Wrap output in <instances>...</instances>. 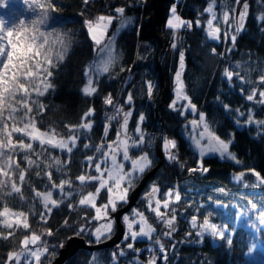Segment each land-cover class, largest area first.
Wrapping results in <instances>:
<instances>
[{"label":"trees","instance_id":"16d2710c","mask_svg":"<svg viewBox=\"0 0 264 264\" xmlns=\"http://www.w3.org/2000/svg\"><path fill=\"white\" fill-rule=\"evenodd\" d=\"M210 1L179 0L175 4L176 12L181 20L191 22L192 26L173 32L166 25L173 0H163L160 7L161 0H88L87 3L85 0H54L57 11L51 14L44 28L48 31L55 29L66 36L70 44L64 60L58 61L56 67L51 69L50 82L54 87L42 97L32 94L33 99L38 101L34 105V115L42 131L54 129L65 138L74 134L68 126L79 125L89 108L94 111L86 119H91L93 124L90 130L80 131L71 154L59 149H46L40 157L43 164L39 168L33 166L29 169L23 155L16 156L20 167L26 169L23 184L19 181L18 171L15 175L25 199L20 200L19 195H14L8 203L16 211L28 213L30 230L19 228L10 239H0V261L6 264L7 253L19 251L20 241L31 231L37 234L47 230L52 232L51 236L42 235L49 250L42 256L41 264H50L72 236H82L89 243L97 242L91 233L99 226V221L92 219L94 209L78 205L81 194L76 191L80 187L76 177L88 173L95 175L94 164L90 168L86 157H94L99 145L100 156L116 137L115 128L108 130L106 135L104 131V113L106 108L110 109L105 106L104 99L111 94L113 101L120 98L125 112L132 113L128 120V134L134 136V140L139 139L135 131L138 123L144 134V143L129 149L130 157L147 153L152 161L151 166L135 178L131 190L157 163V140L164 151V163L147 181L135 206L128 211L130 213L137 209L143 213L155 229L154 237L153 240L133 242L130 238H123L116 246L93 251L79 249L64 264H148L151 260L149 249L160 251V245L155 243L156 238L165 250L163 253L160 251V258L155 260V264H264V221L260 218L264 214V124L259 123L264 121V103L260 102L259 97V92L264 91V81L259 79L264 75V20L260 19L264 14V0H240L239 3L236 0H216L215 22L220 28L216 40L208 37L206 31L209 13L205 9ZM245 2L248 10L244 26L239 33H234L236 39L233 42L230 34L224 32L227 22L222 20L221 6L227 7L230 16L234 3L238 10ZM117 7H123V17L132 16V20L117 36L118 60L109 72L95 78L92 86L97 88V92L86 96L82 91L88 80L85 73L98 50L88 35L84 21L95 20L101 15L119 17L115 12ZM153 12L154 31L164 42L160 57L163 45L151 29ZM0 17L11 26L13 22L18 24L21 18H34V14L24 0H7V6L0 7ZM119 24L120 19H114L106 37L111 36ZM174 43L176 47H173ZM181 52L184 53L181 79L196 111L185 110L182 105L175 109L169 107L174 100V77L180 70ZM225 69L233 72L231 78L225 75ZM148 82L153 85L151 95L148 93ZM254 90L256 95L249 101L247 96L253 94ZM129 93L132 94V101L126 103ZM39 105L44 106L43 111L39 110ZM225 105L228 107L225 108ZM157 110L162 113V121L157 117ZM199 113H204L206 122L216 135L225 142L231 141L229 150L235 155V160L216 154L199 155L190 139L191 129L187 125L188 121L199 117ZM141 114L144 117L142 121ZM249 115L253 117L252 123L247 122ZM122 122L121 113L117 125L120 126ZM165 138L176 142V147L170 150L175 160L165 154ZM85 144L89 147L85 148ZM35 150L41 151L38 144ZM50 157L61 160L60 171L43 166L52 162ZM32 158L36 159L35 155ZM252 170L259 172L262 179L257 180ZM47 171L52 172V179L57 184L62 179L72 180V187L65 186V192L71 191L73 194L46 214V219H41L40 213L45 209L35 198L33 188L38 191L50 188V182L44 175ZM37 172L41 175L37 176ZM240 173L244 175L236 179ZM154 184L160 190L157 197L161 201L170 196L169 190L175 189L180 195L178 201L174 198L171 203V211L175 210L177 219L176 232L170 237L164 235L167 229L150 210L145 197ZM95 186L96 182L86 185L82 194L94 192ZM52 191L54 199L61 198L62 194L56 189ZM106 200L107 192L102 190L97 204H103ZM68 204L73 207L69 208ZM123 204L119 203L118 207ZM193 216L197 217V223L205 218L215 222L224 239L216 241L205 236L200 242L194 241L197 238L196 229L191 227ZM81 226H85L82 232ZM0 230L5 234L8 231L2 226ZM114 230L115 226L109 237ZM105 239L101 238L100 241ZM128 243L133 244L132 249L127 248Z\"/></svg>","mask_w":264,"mask_h":264},{"label":"snow or ice","instance_id":"6c2138e0","mask_svg":"<svg viewBox=\"0 0 264 264\" xmlns=\"http://www.w3.org/2000/svg\"><path fill=\"white\" fill-rule=\"evenodd\" d=\"M88 0H85L87 3ZM237 3L240 0H236ZM24 3L28 5L30 11L33 12L34 18L24 19L21 18L19 23H12L8 26V22L0 17V226L3 229H7L5 234L0 230V239L8 240L14 236L16 229L23 228L24 230H30L29 215L24 211H16L13 207L9 206V199L14 195H19L20 200H24L25 197L22 194V188L17 184L15 175L18 171L19 181L23 184L26 181V169L20 167V161L16 159L18 154L23 155L24 161L27 162V167L31 169L33 166L39 168L43 161L40 157L44 155L45 150L48 148L59 149L71 154L73 149L77 145L79 134L81 130L88 131L92 128V120L86 119L90 117L94 109L89 108L84 113V117L81 118L79 125H69V131L74 133L68 135L66 138L55 132L54 129L41 131V127L38 126L37 117L34 115L36 109L34 105L38 104V101L33 99L32 94L35 93L36 97H42L49 89H52L54 85L50 82L52 77L51 69H54L58 61H63L66 53L69 49L70 41L66 36L60 34L55 29L48 31L44 28L51 14L57 11L54 0H24ZM215 0H213V4ZM213 4L205 9L210 13L212 19L207 21V35L212 39L219 38V28L213 27V21L216 19V13L213 10ZM7 0H0V7H6ZM248 4L245 2L243 10L239 13L237 21L238 26L235 27V32L239 33L245 22V16L247 14ZM233 11H235L233 9ZM115 12L119 14V17L112 15L98 16L95 20H85L84 24L87 28L88 35L97 46L99 53H104L101 59L94 63L89 69L86 70V76L88 77L87 84L83 87V93L86 96H91L97 92V88L93 87L92 73H107L110 71L111 66L114 63V43L115 38H109L105 42V36L109 26L114 19H120V28L125 27L131 22V18H124L123 14L125 9L123 7H117ZM223 19L225 22L229 20L228 11L223 13ZM264 20V14L260 17ZM199 24V21L196 22ZM187 24L191 28V22H186L177 16L175 11V5L172 7V13L167 21V26L173 30L180 29L182 25ZM119 31V29L117 30ZM227 38V37H226ZM233 42L236 36L231 37ZM173 47H176L175 43ZM213 51H215L213 49ZM184 68V53L180 54V70L176 73V99L173 100L169 107H176L180 100L188 101L184 107H191L192 111H196V106L191 103L189 97L185 93V86L181 79V74ZM225 75L228 78L233 76V72L225 69ZM264 81V75L259 78ZM153 85L148 82V93L151 95ZM256 91L253 94L248 95L249 101L254 99ZM260 102L264 103V91L259 92ZM132 94L129 93L126 103H131ZM104 103L107 105H114V101L109 94ZM43 105H39L40 111H43ZM228 106L225 105V108ZM123 114V122L120 125V129L117 131V138L112 143L107 145L109 151H105L99 160H93V157L88 156L86 160L89 167L94 164L96 175L81 174L76 177L79 181L80 187L76 189L80 193V199L78 201L79 206L89 207L94 209L95 216L92 217L95 221L107 220L106 223H101L91 233L95 236L97 242L101 238H108L113 228V220L110 218V211L116 212L117 206L120 202L127 203L128 193L132 187H134V180L142 174L147 168L151 166L152 161L149 159L147 153L132 160V167L128 171L124 170V164L118 162L117 155L122 152L123 159L128 160L129 149L138 147L144 143V134L139 126L136 127V133L139 134L138 140H133L128 135L127 127L129 117L132 115L131 111L125 112L122 106L115 105V113L108 116V121L116 119L120 114ZM183 115V112H181ZM243 115V113H241ZM144 119L143 114L140 116V121ZM248 123L253 122V117L248 116ZM264 124V121L259 122ZM194 126V134L191 137L194 147L199 151L201 157L209 153L219 154L221 157H228L235 160L236 157L229 151V145L231 141L225 142L215 131L210 128V125L205 120L204 113H199V121H191ZM202 126L203 131L199 132V136L195 134V128ZM110 125L106 123L104 125L105 135L108 132ZM27 140V142H26ZM206 141V143H203ZM38 144L41 151L36 152L35 145ZM85 148L89 145L85 144ZM176 147L174 140L164 139L165 154L171 160H175L176 157L172 155L171 149ZM97 152L100 151V146L96 148ZM35 155L36 159H33ZM51 163L44 164L45 168H56L60 171L61 160L58 157H50ZM240 163V161H236ZM66 163V162H65ZM207 171V169H203ZM253 174L257 180H261L259 172ZM41 173L37 172V176ZM50 182V188L45 191H38L33 188L35 198H38L43 205L45 212L40 213L41 219H46V214H50L54 208L60 206L63 200L69 196H72V192H65V186L72 187V180L62 179L59 184L55 183L52 179V172L47 171L44 173ZM244 173H240L236 176V179H240ZM96 182L95 191H88L83 193V189L86 185ZM53 189H59L62 194L60 199L53 198ZM102 190L107 192L106 203L98 206L97 199L100 197ZM159 188L154 184L149 193H146V197L149 201L150 210L154 211L156 217L164 224L167 231L164 232L165 236H171L176 232V214L175 210H172V214L167 217L166 213L160 211L161 206L165 209H169L170 200L155 199L156 194L159 192ZM171 195V190L169 194ZM153 199H155V207H152ZM179 193L175 194V200H179ZM69 208H72V204H68ZM138 217V219H137ZM261 220L264 221V214L261 215ZM123 221L126 225L125 239L129 236L132 240L144 236L151 239L152 233L155 229L147 223V220L143 213L137 212L133 209L132 219L128 215L123 217ZM139 224V231L133 230L134 224ZM191 227L193 229L199 228L197 235H201L204 232H211L213 235L218 233L217 225L210 223L207 218L204 219L202 224L197 223V217L191 218ZM85 226H81L80 231H84ZM42 235L51 236V230H47L45 233L37 234L35 231H31L30 235H24L20 241V251H9L7 253L8 261L15 260L17 264L21 261L22 257H25V264L31 261L33 258L35 264H41V258L48 252V245L46 241L42 240ZM156 243L160 245V251L163 253L165 248L157 239ZM35 246V247H30ZM128 249L133 248L132 243L127 244ZM136 251H139L138 249ZM123 255V252L120 253ZM116 256L113 254V259ZM0 264H5L4 261H0ZM148 264H155V256L149 260Z\"/></svg>","mask_w":264,"mask_h":264},{"label":"rangeland","instance_id":"374dc122","mask_svg":"<svg viewBox=\"0 0 264 264\" xmlns=\"http://www.w3.org/2000/svg\"><path fill=\"white\" fill-rule=\"evenodd\" d=\"M209 4H213V0H211L210 1V3ZM217 5V2H216V0H215V3L213 4V10L215 11V13H217V10H216V6ZM243 5L244 4H242L241 5V7L237 10L236 8V6H235V3H234V5L231 7L232 8V11H233V9L235 10V11H233L232 12V14H230V16H229V20H228V22H227V26H226V28H225V30L226 31H224L225 33L226 32H228L229 34H230V36L232 37L233 35H234V33H236L235 32V27L236 26H238V24H237V21H238V18H239V13L243 10ZM209 6V5H208ZM207 6V7H208ZM222 8H221V16H222V20H224L223 19V13L225 12V11H228V9H227V7H224V6H221ZM228 14H229V12H228ZM247 15V14H246ZM103 16H107V15H103ZM131 18V20H132V16H127L126 18ZM245 18H246V16H245ZM209 19H212V16H211V14L209 13V17H208V19H207V21L209 20ZM129 24V23H128ZM127 24V25H128ZM126 25V26H127ZM111 26V25H110ZM110 26H109V28H110ZM125 26V27H126ZM125 27H123V28H120V24H119V26H118V28L114 31V33L111 35V36H109V37H106L107 38V40L109 39V38H112L113 36H114V38H115V43H114V46H113V48H114V55H115V60H114V62L115 61H117L118 60V54H117V50H116V39H117V36L119 35V33L125 28ZM213 27H215V28H219V26L216 24V22H215V20L213 21ZM109 28H108V30H109ZM119 29V31H117ZM220 29V28H219ZM208 29H207V24H206V31H207ZM108 32V31H107ZM107 34V33H106ZM105 38V39H106ZM216 40V39H215ZM106 41V40H105ZM104 55V53H99L98 51H97V53H96V57H95V59H94V61L88 66V69L91 67V66H93L94 65V63H96V62H98L100 59H101V57ZM112 67V66H111ZM100 74H103V73H96V72H93L92 73V76H93V80H95V78L98 76V75H100ZM174 87L176 88V75H175V77H174ZM175 88H174V99H176V93H175ZM188 104V101H186V100H180L178 103H177V105H176V107L175 108H178L180 105H182L183 107H184V105H187ZM184 109L185 110H192L191 109V107H184ZM193 120H196L197 122L199 121V117H197V118H195V119H192V120H190V121H188L187 122V125H189L190 126V129H191V133H190V139H191V137H192V135L194 134V126L191 124V121H193ZM42 131V130H41ZM201 131H203V127L202 126H197L196 128H195V134L197 135V137L199 136V132H201ZM116 138H117V135H116V137L114 138V140H112L111 142H109V143H112L113 141H115L116 140ZM192 141V140H191ZM203 143H206V141H203ZM196 149V148H195ZM197 150V149H196ZM105 151H109L108 150V148H107V146L104 148V150H103V152H105ZM198 151V150H197ZM230 151V150H229ZM103 152H102V154H103ZM198 153H199V151H198ZM102 154L97 158V160H99L101 157H102ZM209 154H215V153H209ZM142 155H144V154H140V155H138V156H136V157H130V155H129V157H130V159H128V160H124L123 159V154H122V152L121 153H119L118 155H117V160H118V162H122L123 164H124V170L125 171H128L129 169H131V167H132V160L133 159H136V158H138V157H140V156H142ZM199 155H200V153H199ZM207 155V154H206ZM216 155H218L219 157H221L219 154H216ZM226 157V156H225ZM222 158V157H221ZM93 170H94V172H95V167L93 166ZM95 175H96V172H95ZM151 188H152V186H151ZM59 193H60V191H59V189H56ZM151 190V189H150ZM61 194V193H60ZM128 196H129V193H128ZM145 197H146V195H145ZM146 199L148 200V198L146 197ZM155 199H158V197H157V194H156V197H155ZM155 199H153V202H152V207L154 208L155 207ZM166 199H168V197H166ZM107 201V200H106ZM106 203V202H105ZM120 203H122V202H120ZM148 205H149V201H148ZM99 206V205H98ZM117 208H118V206H117ZM163 207L161 206V208H160V211L162 212L163 211ZM137 212H139L137 209H135ZM111 211H110V213H109V215H111ZM132 213H133V210L130 212V213H125L124 215H123V217L125 216V215H128L129 217H130V219H132ZM139 213H141V212H139ZM155 213V212H154ZM110 218L113 220V228H114V224H115V222H114V219L110 216ZM146 218V217H145ZM137 219H138V217H137ZM146 220H147V218H146ZM107 222V220H101V221H99V225L101 224V223H106ZM124 222V221H123ZM210 223H213V224H215V225H217L215 222H212V221H209ZM147 223L148 224H150L151 225V223L147 220ZM203 222H200V223H198V225L199 224H202ZM124 225H125V223H124ZM152 226V225H151ZM139 224L137 223V224H134V226H133V230H135V231H139ZM153 227V226H152ZM113 228H112V230H113ZM217 230H218V233L216 234V235H213L211 232H204V233H202L201 235H197V232L199 231V228H196V238L197 239H194V241H197V242H200V239H203L205 236H210V237H212L213 239H215L216 241H221V240H223L224 239V234L220 231V228H219V226L217 225ZM125 233H126V225H125V232H124V236H123V238H125ZM154 233H155V231L152 233V235H151V239H149L148 237H144V236H141V237H139V238H137L136 240H153V237H154ZM129 238H130V240L133 242L134 240H132L131 239V237L129 236ZM20 251V250H19ZM18 252V251H17ZM24 259H25V257H22L21 258V261L19 262V264H21L22 262H24ZM6 264H17V262L15 261V260H12V261H8V259H7V261H6ZM24 264H25V262H24ZM28 264H30L29 262H28Z\"/></svg>","mask_w":264,"mask_h":264},{"label":"water","instance_id":"95a60500","mask_svg":"<svg viewBox=\"0 0 264 264\" xmlns=\"http://www.w3.org/2000/svg\"><path fill=\"white\" fill-rule=\"evenodd\" d=\"M163 0H161L159 7L162 5ZM154 13L151 15L150 18V24L151 29L154 34V36L162 43L163 47L160 50V54L164 51V42L160 37L157 36V34L154 31ZM158 68L161 71V64L158 61ZM156 155L158 157V161L149 171H147L138 185L130 192L127 203H125L123 206L117 208L116 212L111 213V217L115 220V232L114 234L103 241L97 242V243H89L86 241V239L82 236H72L67 239V241L64 243V245L59 249L58 255L53 259V261L50 264H64L71 256H73L77 250L79 249H87V250H96V249H104V248H110L113 246L118 245V243L121 241L123 235H124V223L122 222V216L124 213H126L128 210H130L137 202V199L147 183L148 179L151 178L155 172L161 167V165L164 163V152L161 147L160 142L157 140L156 143Z\"/></svg>","mask_w":264,"mask_h":264},{"label":"crops","instance_id":"0c3cea01","mask_svg":"<svg viewBox=\"0 0 264 264\" xmlns=\"http://www.w3.org/2000/svg\"><path fill=\"white\" fill-rule=\"evenodd\" d=\"M172 7H173V6H171L170 9H169L168 17H167V20H166V25H167V21H168L169 17L171 16V13H172ZM175 11H176V10H175ZM176 14H177V12H176ZM177 16H178V15H177ZM167 27H168V26H167ZM170 29H171V28H170ZM172 31H176V30H173V29H172Z\"/></svg>","mask_w":264,"mask_h":264},{"label":"built area","instance_id":"2783aa9c","mask_svg":"<svg viewBox=\"0 0 264 264\" xmlns=\"http://www.w3.org/2000/svg\"><path fill=\"white\" fill-rule=\"evenodd\" d=\"M119 106H120V104H119ZM114 113H115V111H113V112L111 113V115H113ZM111 115H110V116H111ZM116 118H117V117H116Z\"/></svg>","mask_w":264,"mask_h":264}]
</instances>
